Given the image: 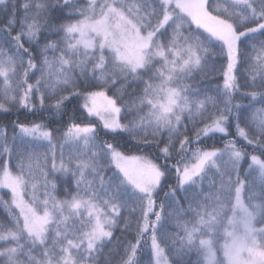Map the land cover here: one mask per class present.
Wrapping results in <instances>:
<instances>
[{
	"label": "snow or ice",
	"instance_id": "1",
	"mask_svg": "<svg viewBox=\"0 0 264 264\" xmlns=\"http://www.w3.org/2000/svg\"><path fill=\"white\" fill-rule=\"evenodd\" d=\"M0 190V264H264V0H0Z\"/></svg>",
	"mask_w": 264,
	"mask_h": 264
},
{
	"label": "trees",
	"instance_id": "2",
	"mask_svg": "<svg viewBox=\"0 0 264 264\" xmlns=\"http://www.w3.org/2000/svg\"><path fill=\"white\" fill-rule=\"evenodd\" d=\"M219 2L221 4H223V0H219ZM222 83V81H221ZM13 119H15V117H13ZM21 120H25V117L22 115L20 117ZM36 119L35 117H32V116H27V120L30 121V120H34ZM9 136H11V129L9 128ZM223 144V141L219 140V139H212V140H206V144L205 146H215V147H220L222 146ZM67 151V149H65ZM249 152L252 151L251 148L247 149ZM247 167V165H245V168ZM176 183V177H175V174H171L170 178H169V181H168V184L170 185H175ZM8 190H0V197L3 198V200L5 201H9L10 200V194L9 195H5L4 193L7 192ZM164 191H168V187L165 186L164 188ZM163 196H164V193L161 192L160 193V200L162 201L163 200ZM160 201H158L159 203ZM5 215V212H4V208H3V205L0 204V219H3ZM228 215H231V213L229 212ZM225 226H226V220H225ZM170 230H173V229H170ZM116 236L117 237H121V236H124V238L126 239H131V236H127L126 234L120 232V231H117L116 232ZM207 238V237H205ZM224 240H225V237H224V228L221 227L219 229V232L218 234L215 235L214 237V250L216 251V255H217V258L218 259H223L222 257V246H223V243H224ZM144 252H146V249L144 251H142L141 253V256L140 258L143 259L145 261V264H146V260H147V256L144 254ZM191 260H192V264H197V261H202L203 260V256L201 255H198L196 254L195 252H193L191 254Z\"/></svg>",
	"mask_w": 264,
	"mask_h": 264
},
{
	"label": "rangeland",
	"instance_id": "3",
	"mask_svg": "<svg viewBox=\"0 0 264 264\" xmlns=\"http://www.w3.org/2000/svg\"><path fill=\"white\" fill-rule=\"evenodd\" d=\"M224 242H225V240H224ZM224 244V243H223ZM222 257H223V252H222Z\"/></svg>",
	"mask_w": 264,
	"mask_h": 264
}]
</instances>
